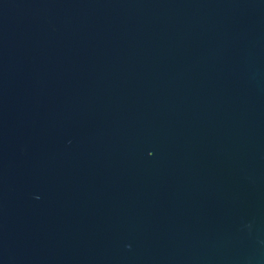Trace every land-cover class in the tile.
I'll return each instance as SVG.
<instances>
[{
    "label": "water",
    "instance_id": "obj_1",
    "mask_svg": "<svg viewBox=\"0 0 264 264\" xmlns=\"http://www.w3.org/2000/svg\"><path fill=\"white\" fill-rule=\"evenodd\" d=\"M0 264H264V0H0Z\"/></svg>",
    "mask_w": 264,
    "mask_h": 264
}]
</instances>
